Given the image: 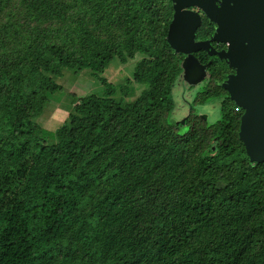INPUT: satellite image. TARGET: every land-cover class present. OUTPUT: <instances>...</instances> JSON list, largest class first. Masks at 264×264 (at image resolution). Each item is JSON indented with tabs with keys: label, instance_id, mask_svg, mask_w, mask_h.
Wrapping results in <instances>:
<instances>
[{
	"label": "trees",
	"instance_id": "trees-1",
	"mask_svg": "<svg viewBox=\"0 0 264 264\" xmlns=\"http://www.w3.org/2000/svg\"><path fill=\"white\" fill-rule=\"evenodd\" d=\"M172 14L170 0H0V264H264V162L239 140L241 109L205 89L192 105L218 102L215 124L173 119ZM137 54L131 79L100 78ZM65 70L102 91L72 95L49 131L37 119Z\"/></svg>",
	"mask_w": 264,
	"mask_h": 264
},
{
	"label": "water",
	"instance_id": "water-1",
	"mask_svg": "<svg viewBox=\"0 0 264 264\" xmlns=\"http://www.w3.org/2000/svg\"><path fill=\"white\" fill-rule=\"evenodd\" d=\"M172 19L166 41L181 62V79L197 85L205 78V69L193 56L207 50L208 42H195L203 13L216 25L211 41L228 43L219 53L235 74L222 84L229 99L241 109L238 137L251 163L264 162V0H170ZM190 8H196L195 12ZM202 119H207L202 115ZM184 120L180 123L184 124ZM176 124H178L176 122Z\"/></svg>",
	"mask_w": 264,
	"mask_h": 264
},
{
	"label": "rangeland",
	"instance_id": "rangeland-1",
	"mask_svg": "<svg viewBox=\"0 0 264 264\" xmlns=\"http://www.w3.org/2000/svg\"><path fill=\"white\" fill-rule=\"evenodd\" d=\"M139 59L140 56L138 54L133 59L128 60L125 64H121L117 59H114L100 75V78L106 79V81L115 86L123 84L127 79L132 78L134 68ZM56 82L63 87V92L54 94L43 112V116L47 110L51 112L50 118V114L48 113L50 121L47 122L48 118H46V116L44 118L42 116L37 119L39 125L41 124L49 131H53L56 127H58L61 121L66 117V114L71 106L72 95L79 97L90 92L99 95L102 91L101 85L98 84L97 77L93 76L89 70H84L79 73H73L72 71L65 70L63 76L61 78H57ZM201 86L196 87L192 93L190 88H188L180 78L173 89V99L176 102V106L172 115L175 122H181L184 117L189 118L191 112L188 113V108L190 106H192L197 114L206 115L209 124H215L219 120L220 111L218 102L208 103L205 105L200 104L195 107L192 105L196 96L195 93L204 91V87ZM134 97L130 98V100ZM215 104H217L216 108H212L211 105ZM51 117H53L52 120ZM185 130L186 127H183L180 132L182 133Z\"/></svg>",
	"mask_w": 264,
	"mask_h": 264
},
{
	"label": "flooded vegetation",
	"instance_id": "flooded-vegetation-1",
	"mask_svg": "<svg viewBox=\"0 0 264 264\" xmlns=\"http://www.w3.org/2000/svg\"><path fill=\"white\" fill-rule=\"evenodd\" d=\"M190 10H193L195 12L198 11L196 8H190ZM198 12L201 16V25L195 31L194 40L195 42H208L209 46L207 50L194 52L193 56L201 65H207V67L205 69V78L201 83L197 85H186L188 88H190V91H192V93L196 87L202 85L204 87V90L206 89L205 92L219 93L222 95L223 99H225V97L228 96V93L223 88L222 84L227 81L228 76L235 74V71L234 69L229 67L226 60L220 59L218 54L227 52L228 43L211 41V38L213 37L217 27L214 23L208 20V18L203 13H201L200 11ZM181 57L183 60L185 56L181 55ZM197 93L198 92H196L195 94ZM216 106L217 104L211 105L212 108H216ZM192 110L193 108L192 106H190L188 108V113H190ZM198 116L202 118L201 114H198ZM186 119V117L183 118L184 121ZM207 120L208 119H206V121Z\"/></svg>",
	"mask_w": 264,
	"mask_h": 264
},
{
	"label": "crops",
	"instance_id": "crops-1",
	"mask_svg": "<svg viewBox=\"0 0 264 264\" xmlns=\"http://www.w3.org/2000/svg\"><path fill=\"white\" fill-rule=\"evenodd\" d=\"M52 114H53V113H52ZM54 115H55V114H54ZM50 116H51V113H50V115H49V118H50ZM49 118H48V119H49ZM48 119H47V122L50 121V119H49V120H48ZM52 119H53V117H51V120H52ZM44 121H45V120H44ZM42 127H43V126H42Z\"/></svg>",
	"mask_w": 264,
	"mask_h": 264
},
{
	"label": "built area",
	"instance_id": "built-area-1",
	"mask_svg": "<svg viewBox=\"0 0 264 264\" xmlns=\"http://www.w3.org/2000/svg\"><path fill=\"white\" fill-rule=\"evenodd\" d=\"M239 109H240V108L236 107V108H235V111L238 112Z\"/></svg>",
	"mask_w": 264,
	"mask_h": 264
}]
</instances>
